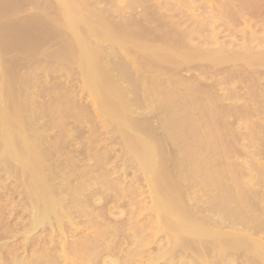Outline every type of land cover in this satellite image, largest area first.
<instances>
[{"label":"rangeland","instance_id":"obj_1","mask_svg":"<svg viewBox=\"0 0 264 264\" xmlns=\"http://www.w3.org/2000/svg\"><path fill=\"white\" fill-rule=\"evenodd\" d=\"M12 1L0 0V8L5 10L3 11L0 9V12L4 14L2 15L0 13V19H2L3 17L2 20L4 21L3 22L0 20V22H2L4 25L6 24L4 26L2 23H0V29H4V31L0 30V43L5 42V44H0V101H2L0 102V105L1 103L3 104V107L5 105V109L2 106L0 107L4 112H6L5 117L8 118L7 122H9V127L11 123V129L12 126L14 127V125L18 126L14 127L15 129H12L11 132H15V134L19 137L20 135L23 136V134L26 133V135L29 136L26 137L28 139L27 141L29 142L28 144H30L31 142L33 143V145L30 144L31 147H38H35V149L32 148V150L34 149L36 153H38L37 155L41 154V157H37V159H42L40 161L38 159V162L40 163L39 165H46L47 167L46 168L42 166L43 169L42 167H40V171H49V173L44 172L43 174V176H48L45 177V179L47 178V183L50 184V186L48 185L49 188L52 187L54 190L57 189L55 190V192H58V194L60 193L59 195L61 196L59 197V195L56 193L57 196L55 194V197H58V199H62L61 197H63L62 200H66L65 202L69 207L67 208L68 210L70 209L68 211V215L69 217H74L75 219L73 221V225L70 224L71 227H69L68 223V226H64L66 225L64 224L62 225L63 228H59L55 233V235H57V238L63 235L62 232H64L65 234L63 238L65 239V243L63 242L62 236L59 239V241L62 240V244L59 245V247L65 246L66 243H69L68 247L66 244V248L68 250H73L74 248L83 245L87 246V244L91 246V242L94 241L92 245H94V243V246L107 245L108 247H110L108 248L106 246L107 249L123 248L124 252L128 251L129 249H133L135 251H139L140 253V257L138 256L139 258L135 257V261L137 262V264H150L151 262V264H170L169 261L173 255L164 256V254L166 252L175 250V248H178L180 251L183 250L184 252L186 251V253H190L191 255H189L193 258L196 257L190 252L193 249L196 252L195 255H198L197 252H203L202 254L204 256H207V253H204L205 250L203 248L206 247L205 243L210 240L206 239L204 240V242L202 241L205 245L204 246L201 242L199 245V241L193 239V244H195L194 246L192 244L193 248L190 247V250L188 246H190L191 244L188 242L191 240V238L188 240V242L187 240L185 242V238H189V236H184V240L181 239L182 242L174 241L172 239L171 244L175 248L169 250V248L173 247L170 245L168 239L172 238L169 237V235L174 236L173 234H175L173 232L176 231V228H174V226L177 225V218H162V213L159 211L156 212L157 209L154 210V186L151 182H148L149 179L140 166V164L145 161L141 160L144 158V156L143 158H140V155H138L140 161H142L141 163L138 160L139 158L135 157V151L139 148L138 150H140L139 152L141 154L144 150V147L143 149L140 147L143 145V141L146 142L147 140L149 141H147L148 144H152V140H155L157 142V145H155V147L159 144L157 148H159V150L161 149V152L159 150L157 151L164 155L163 157L162 155L160 156V154L158 155L159 164L160 162H162L163 164V167H160V171H162V173L164 174L162 175L161 173L162 179L163 176H165L166 181L169 182V185H172V183L176 182V184L178 183L177 185L179 187L177 188V185L175 183V185L166 187L165 185L168 184L167 182H165L164 178V181H161L160 184L158 183L160 185H158V189L162 191L165 187V189L172 187L169 190H173L175 192L172 191L173 193H171V191H169V193L170 195H174L172 197L175 198V203L179 207L177 208L180 209H177L179 213L181 212V210L184 214L191 213L190 215L188 214L189 217L188 215H185L187 216V221H194V219H191V216H193L192 218H198V220L199 218H201L202 221L203 219H206V221L204 220L205 222L211 219L212 223L211 221H209L211 224L205 226H209L213 230L220 231L222 233L221 238L225 239V237L227 236L225 232H230L235 236L234 237L230 235V233H228L227 239L230 242L234 241V239L237 238V235L238 238L236 241L241 240L242 238L245 241L248 239L251 240V238H253V240L257 239V241L264 243V228L262 229L261 227L264 225H261L259 227L257 226V228L260 230H256L254 226L256 225L255 222L257 223V221L253 219L255 221L254 223H252L255 224L254 226H252L254 227V229H252L251 226L250 229H246V227H248V221L246 222V220L252 219L255 214V216L258 215L257 217L259 218V220L258 218H255L256 220H258V222L261 221V224L262 222H264V67H261L262 62H254V64L256 63L255 65L260 64V69L258 68V70H256L258 66L255 68V65H251L252 63H250L249 61H247V63L245 64V60L247 59L244 60L245 62L243 61V58H251V56L254 57L253 54H257L259 51H261L259 52L260 54L258 53L257 55H255L257 56V58H259V60L260 57L264 55V51L262 52V50H264V0H71L77 3L75 6V3L72 2V6H75L80 11L82 9L84 10V12L86 11L85 13L81 11V13L78 10V13H80L79 15L77 13V10H75L76 8L74 9L76 13H73L74 11L71 9V5L69 3L65 4V2H68V0H64L65 2L63 0H60L61 2L58 0H15L16 3L19 1L17 4L14 0ZM58 2L64 5L63 7H66L65 11L69 13L70 18L69 16L67 18L63 17L65 11L61 8L62 5L60 7L58 6ZM8 4H13L14 6H9ZM11 6H13V8H11ZM77 6H79V8ZM3 7L7 8L5 9ZM68 13L65 15L67 16ZM83 13L86 16H82ZM91 13L93 14V16H99L100 18L97 17L94 20L95 22L91 20V23L86 22L85 18H89V14L90 16H92ZM73 14H77L78 18ZM63 18H65L66 20H68V18H73V20H76V24H78V22L80 21L84 22V24H78L82 25L79 26V30L77 27L78 25H76L74 28L72 27V29L70 28L71 25L69 21L67 22L68 25H66V22H64L65 19ZM97 19L99 20V22H97L98 25H102L103 20V22L105 23L109 22L108 24H106V26H109L107 28L111 29H108L109 31L106 29L108 32L105 31L104 29L106 27L104 28L103 26L105 24L102 25V28H104L103 30L102 28L98 29V25H95ZM87 23L91 25L93 24L98 30H101L100 32H98V30H95L96 35L102 33L104 37L106 35V39L111 38L112 41H110V39L106 40L105 38H103L102 34V37L96 36L94 33L95 27L92 25L94 27V29H92L93 27L89 26ZM12 24L14 25L12 26ZM32 26H34V28ZM67 26L70 29H68ZM83 26L85 27V29ZM8 27H10V29L12 28V32L9 31ZM17 27L20 29H17ZM121 28L122 31L124 30L123 32L120 31ZM74 29L76 30L77 35H80V37H78L79 39L77 38L76 33H74ZM113 29L115 31H113ZM5 30L9 32H7L6 34ZM110 30L113 31V34H111L112 31ZM13 31L15 32V34H13ZM85 31L87 32V36ZM90 31L94 34H91ZM103 31L105 32V34L103 33ZM106 32L109 33L108 36L110 37H107ZM114 32L117 35L115 34L114 36ZM22 33H26L27 35H29L27 36L28 39L25 38L26 34L24 36H21L20 34ZM8 34H12L14 36L12 37V35L9 36ZM18 34L20 35V37ZM83 35H85V37H83ZM136 36H138L139 38ZM21 37H23L24 39ZM87 37L91 41H89ZM118 37L119 40L122 38L125 40H120V43L119 40L116 39ZM85 38L88 40L86 41ZM129 38L131 40H129ZM24 40H27V42ZM79 40L88 45H86V47L84 46V48L83 42L81 44V41ZM256 40H258L259 42H257ZM8 41L10 44L8 43ZM22 41L24 42L20 43ZM71 41L75 44L76 42L78 44L79 41V45L81 44L80 46L81 48H83V50H90L89 52H91L90 54L93 55L92 57L95 63H97L96 65H99L98 61H100V64L102 63L99 71L106 70L107 75L105 74V72H103L104 77L106 75V78L108 80L111 79L112 88L108 89H110L111 92H113L114 96L118 98L120 105L117 107L120 108L119 110L121 111L122 109H128L127 111L125 110V119L127 123H129L127 120L128 116V119L130 117L135 119L134 123L132 122L133 119L130 118L131 123H134V125H136V123L139 124L138 127L137 125L133 127V125L129 123V128L131 127L133 131H135V134L131 132L132 129L130 131V129L127 128V125L129 124L122 127L117 121H115L113 117H110L111 114L109 115V109H113L112 111H115L117 108L114 110V105V108L113 106L112 108H108L107 104L109 99H104V101H108H103L104 105L102 106L103 102H100L102 100L98 99V101L97 97H95V95L91 92L89 85L87 84V82H85L87 81V79L83 78L84 76H86V74L84 75V73L86 72V67L85 64L82 63L84 61L82 58L84 57L83 50H80V55L83 54L82 57H80L79 53H76V51L78 52V48L80 47H78L77 44V47L76 45L73 46L74 43L70 45L72 43ZM85 41L88 43H86ZM134 42L135 44L137 43L136 46L134 45ZM15 43H18L17 46ZM102 43H104L105 45H103ZM259 43L262 44L259 45ZM21 45L24 47L26 46V48L23 49L24 47H22ZM146 45L152 47H146ZM70 46H73V49L74 47H76L78 50L76 48V50H71ZM137 46H140V48H137ZM153 46L155 48L157 47V50L161 49L158 48V46L162 47L163 50L164 46H168V51L172 50L171 54H169L170 52L168 53L170 56L166 55L167 50L165 51L166 54L163 52L166 57L168 56V59L171 57V55H174V59L178 57L177 55L179 54L173 51H177V49L179 51H183L185 55L184 53H180L184 57H186V62H183L185 61V58L182 59V55H180L181 57L179 56V58H177V60L179 59L178 62L176 59L175 61H171L173 59L172 57V59L170 58L171 60H167L162 52L160 53V50L157 51L156 49H151L153 48ZM87 47L89 48V50L87 49ZM145 48H147V50H144ZM6 49L8 50L6 51ZM154 50H156V53L159 52L158 55L161 54L162 57L153 55ZM149 51H152L150 54L153 55V57L155 56L156 58H153L151 55H149ZM188 51L190 52V54H188ZM196 51H198V53ZM74 52L75 54H77V56L74 54ZM93 52L97 53V62L95 60V54ZM203 53L204 56L202 55ZM248 53L250 55L252 53V55L248 56ZM72 54L76 56V59L78 56L80 57V59H75V62L79 60L78 63L74 62L75 57H72ZM98 54L100 55L98 56ZM175 55L177 57H175ZM186 55H190L191 57L189 56L187 59ZM210 55L214 56L211 57ZM233 55H236V57L238 58L235 59V56ZM199 57H202L203 59H200ZM207 57L210 59H206ZM180 59L181 62H179ZM217 60L221 61H219L218 63ZM223 60L226 61L222 62ZM232 60L235 62H232ZM217 63L218 65H215ZM79 64H81L80 66L82 67V64H84L85 72L81 70L82 67L80 69ZM101 71L100 74L101 76H103ZM101 76H99L100 80L102 79ZM105 79H103L102 81H108ZM105 83L104 85H106L107 87L109 86L108 84H110L109 81L108 84ZM115 84L118 85L117 88L115 86L114 89ZM112 89H117L120 91L118 92L116 90L117 92H115ZM122 91H124L125 93H123ZM154 96L157 97L155 98ZM6 98L10 99L6 100ZM158 99L160 103H158ZM202 101L203 103H201V105L203 106L200 105V102ZM116 102L117 101H115V103H112L116 104ZM164 103L165 106L163 105ZM118 104L119 103H117L116 105ZM195 104H198V107ZM13 107L14 111L16 110V115H14L15 117L12 115V118L8 109L12 111L11 109H13ZM106 107L108 108L109 112L107 114L108 116H105V113H107L105 112V110L107 109ZM1 108L0 110H2ZM178 109L182 112H179ZM119 110L117 109L116 112L119 113ZM174 110L176 111L175 113H177V116L173 115ZM3 111H1L0 113H2ZM4 112L3 114H5ZM7 112H9V114ZM183 112H186V115ZM170 113L172 116H170ZM180 113L188 116L187 121H189V123H187L186 120H183L182 116L181 120H183V122H180L181 120H178V118L180 119ZM190 115L192 116L191 118ZM174 116L176 117V119ZM191 123H193L191 126L192 130L194 129L192 127L196 125L197 128L195 129H198V135L195 133L196 130L194 131L195 135L194 133H192L193 131L190 130L189 124L191 125ZM113 124H115L117 128L121 127V129L123 130H121L120 128V130L117 129L115 125L113 126ZM208 124H210L211 126ZM214 125L217 127H214ZM183 126L185 127L182 128ZM209 126L213 127L214 129L210 128ZM1 127L2 130L0 129V139L2 140V134L4 131V127L2 126V124ZM136 127L139 129H134ZM125 128L128 129L129 133H131V136H128L129 133L127 134V129ZM219 130H222L223 133ZM122 131L124 134L122 133ZM151 132L153 133L151 134ZM211 132L213 133V135L219 133L216 136L217 140ZM139 134H141V136ZM153 134L155 135L154 137L152 136ZM196 135H200V137H198L200 140L196 139ZM218 136H220L221 138H218ZM128 137L132 138L129 139ZM190 137H195L196 140L194 138H191L193 139L191 140ZM134 138H137L138 140H135ZM209 138H211L213 141H210L211 139ZM223 138L225 140H223ZM30 139H33V142ZM141 139L147 140L142 141ZM183 139L187 140V142ZM133 140L137 142V144H135ZM139 140L142 142L140 143V146L136 148V146L139 145ZM201 140H203L206 145L202 144L204 142L201 143ZM218 140L222 142V144L220 143V149ZM127 141H133L134 146L136 145V149H132V144H130L131 146L129 148V145H127ZM197 141H200V143ZM156 142L154 143L153 141V144H156ZM188 142L190 145L187 144ZM192 143L194 146H191ZM197 144L198 146H202H200L201 149L197 146ZM3 145V142H0V151L5 148ZM19 145L23 146L21 145V143H18L17 146ZM189 146H191L190 151ZM129 149L132 150L130 151ZM3 151L5 152V154L2 153L3 155H7L6 153H9V151ZM132 151L135 154L132 153ZM219 152L222 154V157H220L221 154ZM143 153L141 154V156L145 155ZM215 153H217L218 157H215ZM223 157L225 159H223ZM0 159L1 163L3 160L1 156ZM215 159H217L219 163L217 162V160L215 161ZM219 159L221 161H219ZM4 161L2 163H4ZM14 161L16 160H13L12 163L11 161H5V163L8 164L2 166V168L0 169V217H27L25 218V220H28L29 217H32L33 214V209L29 204H27L28 202H30L32 196L29 197L30 193L27 195L26 191L28 188H24V183H29L27 177L30 178V176L26 177V175L28 174L22 176V172L19 173V175H16L18 172L14 174L15 171L20 170V166L22 165V162L19 161V163L21 162L19 168L17 166L19 165V163H17L18 161ZM188 161L190 162V165ZM209 162L213 167H209ZM224 162L226 163V165ZM220 163L221 165H219ZM223 163L224 166L222 165ZM162 164H160L159 166H162ZM185 164L187 165L185 166ZM193 164L196 165V169H198V166L201 168L203 166V170L205 171L206 169V175H204V173L200 178L196 177L200 176L199 173L201 174V172L204 171L198 169L199 171L195 170L197 172L195 173V166ZM216 164L217 166H215ZM218 165L221 167V169L222 167L225 170L227 169L230 174H225V171L222 178V173L220 175L218 173L221 169H216ZM204 166L214 168L213 170L215 172L212 171L214 174H212V172L209 174L211 170L207 171L208 167L205 168ZM14 167H18V169L16 168V170L14 169ZM188 169H190L189 171L191 173L194 171V174L188 172ZM166 170H168V172ZM182 172H184V174L186 173V176L183 177L184 179L182 178V176L184 175H182ZM222 172H224V170ZM168 173H171V175ZM179 174L182 176L179 177ZM187 174H191L189 175L190 177ZM211 174L214 175V177L218 176V180H216L220 184H217V186L220 185V187L213 186L216 188H212L202 183L203 181H200L206 178H210L211 176L209 175ZM237 174L239 176V180H237ZM227 175L229 177H227ZM192 176L196 179L198 178L199 180L193 179ZM225 176L226 178H224ZM172 177L175 179V181H173L174 179ZM214 177L212 176L213 179H215ZM240 178L242 180L241 182H243L241 185L243 188L240 187L242 188L241 190L240 188L237 189V187L240 186ZM24 179H27V182H25ZM51 179L52 181H49ZM233 179L237 183L232 181ZM22 180L24 181V183ZM198 181H200L201 186H199L200 183ZM51 182L53 183L51 184ZM162 182H165L166 184ZM222 182L223 184L226 183V185H223L224 188H226V186L230 184L234 186H231L232 189H230L231 187H228V189H230V195L226 196L230 198L232 195L231 191L235 190V199H239L237 202H239L240 204L237 205H239L238 207L240 208L242 207V210L240 209V211H242V214L244 211L245 214L243 215L247 216V219L244 216V218L246 219L245 221L243 220L244 222L239 220V223L238 221L239 225H236L235 223H237V221H234L238 219H233L235 223H233V221L231 220L229 221V218H226L227 221L226 219H223V222L220 221L222 219H220L221 216L225 218V215L223 216V211H221V209L219 208L222 207V204H224V208L222 207L223 210H227V213L224 212L225 214H232V210H234L235 213L236 211L237 213L239 212V215L241 214L240 211H238L239 208H235V206L237 207V205L236 201L232 200L234 198L230 199L233 201L232 202L228 197H226L228 198V200L226 201V198L224 197L225 195L222 196V199L224 197L225 202H223L221 205L220 203L222 202V200L221 202L219 201V203L218 200H216L217 198L214 199V194L212 193L213 189L215 190L220 188V192L216 190L220 193V196L222 195L221 193H223L224 188L222 190ZM53 184L56 186H54ZM202 184H204V186H206V188H208L210 191L208 189L207 191ZM176 188L177 190H174ZM228 189L227 191L225 189V191L229 193ZM244 189H246V192L244 191ZM239 191L240 193L242 191L241 196L245 193L247 194V192L249 194L251 193L250 195H247L251 197L252 201H248H251L252 203H254V200H259L258 204H254L256 207L253 206L256 209H254L253 207H251L252 209L250 210L248 209V207L250 208V206L253 205L252 203H249L250 205H248L247 203L248 206H245L244 202L247 201H244V199H248V197L245 196V198H243V196L242 201L240 198L241 196L239 197ZM251 191L253 192V194ZM27 192H29V190ZM214 193L216 196L215 191ZM220 196L217 193L216 197ZM214 200H216L220 205L218 206L216 203V205L218 206V210L220 209V211L222 212L221 215H219L220 213L218 212V210L216 211L217 207L215 208L214 204V202L216 201ZM229 201L232 203V206L235 203V206H233L234 209L232 208V206H230L231 203H229ZM261 201L263 202V204ZM225 203L226 205L229 204L232 210L225 208L228 207L225 205ZM29 210L32 212V214ZM251 210H255L254 212L256 213L252 212ZM157 213L161 214L159 215ZM70 214L72 216H70ZM241 215L240 217L242 218ZM250 215L253 216L251 217ZM230 217H232V215H230ZM161 218L165 220H162ZM5 221L6 223H8L10 220ZM163 221H166L168 223L166 224L167 226L171 222V229L175 230L172 232V230H170V228L168 227L170 231H167V226L165 227V225H162L166 223H163ZM225 221L227 223L231 222L233 225L231 224V226L230 224L225 223ZM241 222H243V224L246 222V227H242ZM172 223H176V225L172 226ZM250 223L251 222H249L248 225ZM234 224L237 226V228H235L236 226ZM241 228L244 232L241 230ZM47 229V226L41 227L38 238L33 239L35 241L32 240L30 244L27 245L26 250L28 251L23 248L24 250L22 249L20 253L23 256H28L31 254H28V252L30 250L32 251V249L34 248H38L39 245L44 246L47 243L49 245L51 242V238L49 236L50 233L46 231ZM164 229L166 233L164 232ZM222 229H224L225 232H223L224 230ZM18 233L20 234V237ZM18 233H14V235L17 234L15 235L17 238H12L11 242H17L18 244V240L21 239L22 241L24 239L21 235L22 231H18ZM244 236L246 239L244 238ZM55 241L58 240L55 239ZM172 241H174L175 243H172ZM237 243L238 242H235L234 244V242H232L231 244L235 246ZM55 244H57V242H55ZM174 244H176V246H174ZM187 244L188 246H186ZM48 245L47 247L51 246ZM19 246L24 245L20 244ZM185 246L190 250L189 252L185 248ZM200 246L202 248H200ZM182 248H184L185 250ZM237 248L238 245H236L235 248L225 247L224 250L227 251L228 249H230L229 255L233 256L231 259H234L233 263L246 264V259L249 260V258L241 255L243 253L242 249ZM200 249H202V251ZM175 251H173L172 254H174ZM142 255H144V257ZM229 255L227 253L228 257ZM212 256L215 257L216 255H210V257L207 256L208 260L210 262L216 261L218 257H215V259ZM227 256L224 257L227 258ZM200 257L196 258L200 259ZM178 258L176 260V264L181 263V261H179L180 259ZM209 258H211V260H214L211 261ZM223 260L224 259L222 258V262H224L223 264H228V262H231L230 257L227 258V260ZM196 261L199 262L201 261V259ZM250 261L254 263V260L250 259ZM251 262H248L247 264H251ZM192 264H194V262Z\"/></svg>","mask_w":264,"mask_h":264},{"label":"bare ground","instance_id":"obj_2","mask_svg":"<svg viewBox=\"0 0 264 264\" xmlns=\"http://www.w3.org/2000/svg\"><path fill=\"white\" fill-rule=\"evenodd\" d=\"M12 1V0H11ZM15 1V0H14ZM58 1H60V0H58ZM64 1V0H63ZM71 0H68V2H65V4L66 3H69L70 5H71V9L74 11V9L76 8L75 6H76V4L77 3H75V2H73V1H71ZM13 2V1H12ZM19 2V1H18ZM17 2V3H18ZM61 2V1H60ZM60 2H58V6L60 7L62 4L60 3ZM72 2L73 3H75L74 5L75 6H72ZM5 3V2H4ZM9 3H11V2H9ZM15 3H16V1H15ZM16 3V4H17ZM24 3V2H23ZM22 3V4H23ZM60 3V4H59ZM21 4V3H20ZM19 4V5H20ZM5 5H6V3H5ZM9 5V4H8ZM10 5H13V4H10ZM9 5V6H10ZM69 5V6H70ZM7 6V5H6ZM14 6V5H13ZM13 6H11V8H13ZM15 6H17V5H15ZM23 6V5H22ZM64 5H62V9L65 11V8L66 7H63ZM68 6V5H67ZM80 6H81V4H80ZM84 6V5H83ZM8 7V6H7ZM6 7V8H7ZM20 7V6H19ZM72 7H74V8H72ZM78 8H79V6H77ZM3 8H5V7H3ZM5 8V9H6ZM21 8V7H20ZM70 8V7H69ZM83 8V7H82ZM82 8H80V9H82ZM1 9V8H0ZM14 9H16V8H14ZM13 9V10H14ZM67 9H68V7H67ZM1 10H3V9H1ZM11 10V9H10ZM75 10H77V13H78V10L79 9H75ZM85 10H86V8H85ZM3 11H5V10H3ZM69 11V10H68ZM72 11V12H73ZM82 12H84V10L82 9L81 10ZM80 10H79V12H81ZM6 12H7V10H6ZM81 12V13H82ZM86 12V11H85ZM84 12V13H85ZM1 13V12H0ZM65 14H67L68 12H64ZM73 13H76V11H74ZM84 13H83V15L82 16H86V15H84ZM2 15H4L3 13H1ZM64 14V16L63 17H65V18H67L68 16H69V18H70V15H69V13H68V15L66 16ZM80 13H78V15H79ZM99 14V13H98ZM74 15V14H73ZM91 15L93 16V14L91 13ZM6 16V15H5ZM74 16H76L77 17V14L76 15H74ZM90 16V14H89V18H91V19H89L88 17H84L85 18V20H86V22H89V23H91L90 22V20L91 21H94L97 17H99V16ZM65 18H63V19H65ZM68 18V20H66L65 19V21L64 22H66V25H68V21H69V23H70V25H71V27L70 28H74L76 25H78L79 23H82V24H84V22H82V21H80V20H78V21H80V22H78V24H76L77 22H76V20L74 19L73 20V18L72 19H69ZM78 18V17H77ZM87 18H88V21H87ZM92 18H94V19H92ZM100 18V17H99ZM2 19H3V17H2ZM2 19H0L1 21H3ZM101 19H103V18H101ZM100 19V20H101ZM10 21H12V20H10ZM17 21V20H16ZM29 21V20H28ZM33 21V20H32ZM31 21V22H32ZM36 21H38V20H36ZM104 21V20H103ZM102 21V23L103 24H105V25H103L104 26V28H102V25L100 24V25H98L97 24V22H99V20L97 19L96 20V23H95V25L97 26V28L98 29H100V28H102V30L104 29L105 31H107L108 29H111V28H107V27H109V26H106V24H108V23H105V22H103ZM4 22V21H3ZM15 22V21H14ZM13 22V23H14ZM95 22V21H94ZM0 23H2V22H0ZM9 23H12V22H9ZM101 23V22H100ZM3 24V23H2ZM16 24V23H15ZM33 24V23H32ZM88 24V23H87ZM4 25V24H3ZM6 25V24H5ZM4 25V26H5ZM9 25V24H8ZM7 25V26H8ZM11 25V24H10ZM14 24H12V26H13ZM27 25V24H26ZM81 25V24H80ZM80 25H78L77 27H78V30H79V26ZM89 26H92L91 24H88ZM95 25H93L94 27H95V29H94V27L92 28V29H94V33H95V35H96V32H95V30L97 31L98 29L96 28V26ZM6 26V27H7ZM19 26V25H18ZM34 26H36V25H34ZM34 26H32L33 28H34ZM65 26V25H64ZM82 26V25H81ZM101 26V27H100ZM1 27V26H0ZM15 27V26H14ZM31 27V26H30ZM68 27V26H67ZM84 27V26H83ZM113 27V26H112ZM5 28V27H4ZM9 28V31H11V29H10V27H8ZM21 28H23V27H21ZM37 28V27H36ZM49 28V27H48ZM51 28V27H50ZM69 27H68V29H70ZM72 28V29H73ZM91 28V27H90ZM90 28H89V30H90ZM6 29V28H5ZM17 29H20V28H18L17 27ZM26 29H27V27H26ZM67 29V30H68ZM77 29V28H76ZM84 29H85V27H84ZM107 29V30H106ZM115 29V28H114ZM113 29V31H115ZM1 31L3 30L4 31V29H0ZM36 30V29H35ZM75 30V29H74ZM80 30H82V29H80ZM9 31H6L5 30V33L7 34V32H9ZM24 31V30H23ZM22 31V32H23ZM29 31V30H28ZM37 31V30H36ZM38 31H40V30H38ZM84 31V30H83ZM88 31V30H87ZM91 31H93V30H91ZM91 31H90V33H91ZM101 30H98V32H100ZM109 31V30H108ZM107 31V32H108ZM110 31H112V30H110ZM113 31H112V33L111 34H113ZM120 31H122V28L120 29ZM124 31V30H123ZM122 31V32H123ZM139 31V30H138ZM12 32V31H11ZM19 32V31H18ZM30 32V31H29ZM71 32V31H70ZM80 32V31H79ZM106 32V33H107ZM133 32V31H132ZM136 32H137V30H136ZM2 33V32H1ZM27 33V32H26ZM25 33V34H26ZM31 33V32H30ZM37 33V32H36ZM74 33H76V35H77V32H76V30H75V32ZM81 33H83V32H81ZM85 33H86V36H87V32L85 31ZM93 33V32H92ZM91 33V34H92ZM93 33V34H94ZM103 33L105 34V32L103 31ZM121 33V32H120ZM128 33V32H127ZM13 34H15V32L13 31ZM25 34H20L21 36L23 35H25ZM29 34V33H28ZM33 34V33H32ZM72 34V33H71ZM98 34V33H97ZM101 34L102 33H99L98 35H96V36H99V37H102L103 36V34H102V36H101ZM108 34L109 33H107V37H110V36H108ZM110 34V35H111ZM115 32H114V36H115ZM119 34V33H118ZM126 34V33H125ZM129 34V33H128ZM138 34V33H137ZM9 35V34H8ZM10 35H12V34H10ZM9 35V36H10ZM19 35V34H18ZM20 35H19V37H20ZM35 35V34H34ZM38 35V34H37ZM89 35V34H88ZM117 35V34H116ZM127 35V34H126ZM142 35V34H141ZM7 36V35H6ZM14 35H12V37H13ZM16 36V35H15ZM27 36H29V35H27L26 34V37L25 38H27ZM94 36V35H93ZM132 36V35H131ZM4 37V36H3ZM18 37V38H19ZM32 37V36H31ZM38 37V36H37ZM75 37V36H74ZM78 37H80V35L78 34L77 35V38ZM83 37H85V35H83ZM105 37H106V35H105ZM104 36H103V38H105ZM119 37H120V35H119ZM119 37L118 38H116V39H118L119 40ZM136 37H138V36H136ZM141 37V36H140ZM21 38H23V37H21ZM20 38V39H21ZM35 38V37H34ZM81 38H82V36H81ZM88 38V37H87ZM112 38H114V37H112ZM139 38V37H138ZM142 38H143V36H142ZM254 38H256V37H254ZM4 39V38H3ZM19 39V40H20ZM24 39V38H23ZM28 39V38H27ZM30 39V38H29ZM31 39H33V38H31ZM38 39V38H37ZM79 39V38H78ZM84 39V38H83ZM86 39V38H85ZM89 39V38H88ZM88 39H86V41L88 40ZM93 39V38H92ZM106 39V38H105ZM108 39H110V41H112V39L111 38H108ZM108 39H106V40H108ZM115 39V40H116ZM258 39V38H257ZM260 39H262V38H260ZM0 40H1V38H0ZM13 40V39H12ZM14 40H15V38H14ZM22 40V39H21ZM35 40V39H34ZM73 40V39H72ZM120 40H125V39H120ZM120 40H119V42H120ZM127 40V39H126ZM129 40H131L130 38H129ZM133 40V39H132ZM142 40V39H141ZM168 40V39H167ZM24 41H26L27 42V40H24ZM24 41H22V42H20V43H23ZM29 41H31V40H29ZM79 41H81V40H79ZM78 41V44H77V42H76V44L78 45V47H80V48H76L77 47V45L74 43V42H72L70 45H72L73 43V46H75L76 45V47H74V49H73V46H70L71 48V50H78V52L76 51V53L78 54L79 53V55L81 54L80 53V50L82 51L83 50V48H81V44H82V42L83 41H81V44L79 45V42ZM85 41V42H86ZM89 41H91L90 39H89ZM257 42H259L258 40H256ZM32 42H34V41H32ZM31 42V43H32ZM115 42V41H114ZM118 42V43H119ZM129 42V41H128ZM128 42H126V43H128ZM146 42V41H145ZM162 42H164V41H162ZM161 42V43H162ZM165 42H168V41H165ZM170 42V41H169ZM256 42V43H257ZM262 42V41H261ZM2 43V42H1ZM0 43V44H1ZM8 43H9V41H8ZM12 43V42H11ZM14 43V42H13ZM19 43V44H20ZM86 43H88V42H86ZM121 43V42H120ZM125 43V44H126ZM133 43V42H132ZM253 43H254V41H253ZM2 44H5V42L4 43H2ZM10 44V43H9ZM16 44V46H17V44L18 43H15ZM15 44H13V45H15ZM103 45H105L104 43H102ZM107 44V43H106ZM116 44H117V41H116ZM262 44V43H261ZM260 43H259V45H261ZM23 45V44H22ZM21 45V46H22ZM29 45H30V43H29ZM86 45H88V44H85L84 42H83V47L85 46L86 47ZM99 45H101V44H99ZM122 45V44H121ZM134 45L136 46L137 45V43L135 44V42H134ZM141 45V44H140ZM145 45V44H144ZM151 45H153V44H151ZM159 45V44H158ZM166 45V44H165ZM170 45V44H169ZM5 46H8V45H5ZM28 46V45H27ZM157 46V45H156ZM1 47V46H0ZM3 47H4V45H3ZM12 47V46H11ZM22 47H24V46H22ZM84 47V48H85ZM111 47H112V45H111ZM140 48V46H137V48ZM143 47V46H142ZM146 47H152V46H147L146 45ZM166 47V48H165ZM181 47V46H180ZM18 48V47H17ZM17 48H14V49H17ZM26 48V46L23 48V49H25ZM29 48V47H28ZM76 48V49H75ZM116 48V47H115ZM133 48V47H132ZM157 48V47H156ZM154 46H153V48H151V49H156ZM158 48H161L162 49V47H160V46H158ZM164 48V50L162 51L161 49H156L157 51H159L160 50V53L162 52V54H163V52L166 54V50H167V54L166 55H169V54H171L172 53V50L171 51H168L169 49H168V46H164L163 47ZM177 48V47H176ZM175 48V49H176ZM1 49V48H0ZM3 49V48H2ZM10 49H12V48H10ZM87 49L89 50V48L87 47ZM150 49V50H151ZM173 49V48H172ZM184 49H185V47H184ZM218 49V48H217ZM4 50V49H3ZM2 50V51H3ZM8 49H6V51H7ZM141 50V49H140ZM144 50H147V48H145ZM149 50V49H148ZM156 50H154L153 51V55H157V57H162V55L160 54V55H158V53H156L155 51ZM189 50V49H188ZM219 50H221V49H219ZM218 50V51H219ZM247 50H249V49H247ZM253 50V49H252ZM1 51V50H0ZM90 51V50H89ZM89 51H87L86 49H84L83 50V56L84 57H82V55H80V57H82L83 58V62L82 63H84L85 64V67H86V72H85V67H84V64H82L83 65V67L82 66H80L81 64H79V67H80V69H81V67H82V69L81 70H83L85 73H84V75L86 74V76H84L83 78H86L87 79V81H85V82H87V84L89 85V88H90V90H91V92L95 95V97H97V100L99 99V100H102V101H100V102H103L104 101V99L106 100V99H109V101H108V108H112V106L114 105L115 106V108H114V106H113V108H114V110L117 108L118 110L120 109V108H118L117 106H119L120 105V102L118 101V98H116L115 96H114V94H113V92H111V90L110 89H108V88H112V83H111V79H107L106 78V70L104 71H101L102 72V75L104 74L103 72H105V77H104V75L103 76H101V74H100V71H99V68H100V66H101V64H100V61H98V59H97V57H96V52H93L94 54H95V60H96V62L98 61L99 63V65H96L97 63H95V61L93 60V55H91L90 53L91 52H89ZM93 51V50H92ZM139 51V50H138ZM193 51H195V50H193ZM192 51V52H193ZM227 51V50H226ZM264 50H262V52H263ZM140 52V51H139ZM152 52V51H151ZM150 51H149V55H151L150 53H151ZM154 52H155V54H154ZM170 52V53H169ZM173 52H177L179 55H175V57H177V58H179V56L180 55H182L181 53H184L183 51H179L178 49H177V51H173ZM181 52V53H180ZM189 52V51H188ZM197 53H198V51H196ZM217 52V51H216ZM220 52H222V51H220ZM246 52V51H245ZM258 52V51H257ZM259 52H261V51H259ZM258 52V53H259ZM73 53V52H72ZM169 53V54H168ZM176 53V54H177ZM187 53V52H186ZM250 53V52H249ZM248 53V54H249ZM257 53V54H258ZM74 54H75V52H74ZM77 54H75L76 56H77ZM188 54H190V52L188 53ZM192 54H194V53H192ZM201 54V53H200ZM207 54V53H206ZM222 54V53H221ZM227 54V53H226ZM256 53L255 54H253L254 55V57H252L251 55H252V53H251V55L249 54L248 56H251V58L250 57H248V56H245V57H248V58H243V61L245 60V59H247V60H245L244 62H245V64L247 63V61H249L250 63H252L251 65H253L254 64V62H262V64H261V67L263 68L264 67V55L262 56V57H260V60H259V58H257V56H255V55H257ZM260 54V53H259ZM75 55H73L72 54V57H75L74 58V62H75V59H76V56ZM100 54H98V56H99ZM102 55V54H101ZM153 55H151L152 57H153ZM164 55V54H163ZM184 55H185V53H184ZM203 56H204V53L202 54ZM245 55H246V53H245ZM103 56V55H102ZM101 56V57H102ZM165 56V55H164ZM170 56V55H169ZM173 56L174 55H171V57L173 58ZM183 56V55H182ZM187 56V59H188V57L190 56H188V55H186ZM193 56V55H192ZM197 56V55H196ZM199 56V55H198ZM201 56V55H200ZM206 56V55H205ZM211 56V55H210ZM214 55H212L211 57H213ZM221 56V55H220ZM227 56V55H226ZM231 56V55H230ZM233 56H235V59L236 58H238V57H236V55H233ZM261 56V55H260ZM71 57V56H70ZM69 57V58H70ZM80 57L78 56L77 57V59L79 58L80 59ZM155 57V56H154ZM153 57V58H154ZM166 57V56H165ZM168 57V56H167ZM166 57V59L167 60H169L168 58ZM181 57V56H180ZM191 57V56H190ZM229 57V56H228ZM241 57V56H240ZM239 57V58H240ZM257 59H256V58ZM258 57H259V55H258ZM100 58V57H99ZM156 58V57H155ZM171 58V59H172ZM177 58H175L176 60H177ZM182 59H184L185 61H183V62H186V57H181ZM196 58V57H195ZM200 59L202 58V57H199ZM221 58V57H220ZM71 59H73V58H71ZM76 59V60H77ZM101 59V58H100ZM160 59V58H159ZM170 59V60H171ZM174 59V58H173ZM171 60V61H175V59L174 60ZM190 59V58H189ZM194 59V58H193ZM203 59V58H202ZM206 59H210V58H206ZM256 59V60H255ZM262 59H263V61H262ZM161 60H162V58H161ZM179 60V59H178ZM178 60H177V62H178ZM160 61V60H159ZM218 61V63H219V61H221V60H217ZM226 61V60H225ZM224 60L222 61V62H225ZM242 61V60H241ZM79 62V60L78 61H76L75 63H78ZM80 62H81V60H80ZM179 62H181V59H180V61ZM216 62V61H215ZM221 62V63H222ZM232 62H235V61H233L232 60ZM243 62V63H244ZM218 63L217 64H215V65H218ZM249 63V64H250ZM256 64V63H255ZM254 64V65H255ZM258 64V63H257ZM240 65V64H239ZM238 65V66H239ZM248 65V64H247ZM250 65V66H251ZM97 66V67H96ZM99 66V67H98ZM243 66V65H242ZM249 66V65H248ZM258 66V67H257ZM260 64H258V65H255V68L257 67V69L256 70H258V68L260 69ZM254 67V66H253ZM102 68V67H101ZM249 68H251V67H249ZM264 69V68H263ZM253 70H254V68H253ZM99 71V72H98ZM251 71V70H250ZM262 71V70H261ZM255 72V71H254ZM251 73V72H250ZM259 73V72H258ZM98 74H100V75H98ZM256 74H257V72H256ZM261 74V73H260ZM262 75V74H261ZM99 76H101V80H100V77ZM264 76V75H263ZM106 78V79H105ZM263 78V77H262ZM103 79H105V80H108L109 81V83L110 84H108V81H105V82H107V83H105V82H103L102 80ZM85 80V79H84ZM260 80V79H259ZM115 81V80H114ZM103 82V83H102ZM104 83L105 84H108L109 86H111V87H107L106 85H104ZM263 83V82H262ZM86 84V85H87ZM118 85V84H117ZM117 85L115 84L114 85V89H115V86H116V88H117ZM165 85V84H164ZM262 85V84H261ZM167 86V85H166ZM114 89H112L113 91H115V92H119L120 90H114ZM170 90V89H169ZM171 91V90H170ZM123 93H125L124 91H122ZM152 92V91H151ZM150 92V93H151ZM154 92V91H153ZM16 93H18V92H16ZM15 93V94H16ZM91 93V94H92ZM154 94V93H153ZM118 95H119V93H118ZM3 97V96H2ZM155 97V96H154ZM157 97V96H156ZM155 97V98H156ZM159 97V96H158ZM187 98V97H186ZM10 99V98H9ZM8 98H6V100H9ZM98 100V101H99ZM112 100V101H111ZM12 101V100H11ZM107 101H104V102H107ZM111 101V102H110ZM115 101H117L116 102V104L117 103H119L118 105H116V104H113L112 102H114L115 103ZM158 101H159V99H158ZM196 101V100H195ZM0 102H2V101H0ZM10 102V101H9ZM104 102H103V104H102V106L104 105ZM124 102V101H123ZM126 102V101H125ZM4 103V102H3ZM11 103V102H10ZM112 103V104H111ZM158 103H160V101L158 102ZM195 103V102H194ZM198 103H199V101H198ZM201 103H203V101L202 102H200V105H201ZM106 104V103H105ZM125 104H127V103H125ZM124 104V105H125ZM3 104L1 103V105L0 106H2ZM8 105H9V103H8ZM11 105V104H10ZM164 106H165V103L163 104ZM195 105H197V107H198V104H195ZM205 105V104H204ZM208 105V104H207ZM13 106V105H12ZM110 106V107H109ZM201 106H203V105H201ZM3 107V106H2ZM4 107H5V105H4ZM3 107V108H4ZM128 107V106H127ZM175 107V106H174ZM191 107V106H190ZM208 107V106H207ZM1 108V107H0ZM9 108V107H8ZM107 108V107H106ZM105 108V109H106ZM108 108L105 110V112H107V113H105V116L109 113V115L111 114V116L110 117H113L114 119H115V121H117L118 123H119V125H121L122 127L123 126H126L127 124H129V123H131L130 122V118H132V117H130L129 119H128V116H127V120H128V122L129 123H127V121H126V119H125V110H123L122 109V111L121 110H119V113L118 112H116V110L115 111H112V110H110L109 109V112H108ZM164 108V107H163ZM166 108V107H165ZM177 108V107H176ZM2 109V108H1ZM5 109V108H4ZM167 109V108H166ZM173 109V108H172ZM9 110V112H10V115L12 116H14V115H16V110L14 111V107H13V109H11L12 111H14L15 112V114H14V112H12V111H10V109H8ZM128 110V109H127ZM126 110V111H127ZM176 110V109H175ZM173 111L174 113H173V115H176L177 116V113H175L176 111ZM1 111H3V109L2 110H0V112ZM178 111H179V109H178ZM184 111V110H183ZM4 112V111H3ZM3 112L2 113H0V129L2 128L1 127V124H2V126L4 127L3 128V134H2V140L0 141L1 143L3 142V146L5 147L4 149H2V151H0L1 153H0V156H1V158L3 159L2 160V162L5 160V161H7V162H10L11 161V163L13 162V160H16V161H14V162H17V163H19V161H21L20 163L22 164H20L19 163V165H17L16 163V165L19 167L20 165V170H17L18 169V167H14V169H16L17 171H15L14 172V174H16V172H18L16 175H19V173H21L22 172V176L23 175H26V174H28V175H26V177L27 176H30V178L29 177H27V179L29 180V183H27V184H25L24 183V181L25 182H27V179H24V181H23V183H24V188L26 187V188H28L27 189V191L29 190V192H27L26 191V193H27V195L29 194L30 196L29 197H31V200L30 199H28V200H30V202H28L27 204H29L30 206H31V208L33 209V214H32V212L30 211V213L32 214V217H29V219L27 220H25V218H27V217H10V218H6V217H0V264H137V262L135 261L136 260V258L135 257H140V253H139V251H135V250H133V249H129L128 251H126V252H124V249L123 248H117V249H113V248H111V249H107V247L105 246V245H102V246H94L95 245V243H94V245H92L93 244V242L94 241H92L90 244H91V246H89V244H87V246L86 245H83V246H80V247H77V248H74L73 250L72 249H70V246H69V249L70 250H68L67 248H66V244H65V246H62V247H59V245H61L62 244V240L61 241H59V239L62 237V239L64 238V232H62V236H60V234H59V238H57L56 236L57 235H55V233L58 231V229L59 228H63V226L62 225H64V224H66V225H64V226H68L67 225V223L69 224V227H71V225L70 224H72L73 225V221L75 220L74 219V217L72 218V217H69V210H68V205H67V203L65 202V201H63L62 199H63V197H61L62 199H58V197L56 198L55 197V194L57 193L58 194V192H55V190H57V189H53L52 187H50L49 188V186H50V184H48L47 182H48V180H46L45 179V177H48V176H43V174H44V172L46 173V172H48L49 173V171H40V167H46V165H39L40 163L38 162V159H37V157H41L40 155L41 154H39V155H37L38 153H36V151L34 150L35 149V147L36 146H34V147H31L30 146V144H32L33 145V143H31L30 142V144H28L29 142L27 141L28 139L26 138V137H29L28 135H26V133H24L23 134V136H21L20 135V137L19 136H17L16 134H15V132H11V130L12 129H15L14 127H16L15 125H14V127L12 126V129L10 128L11 127V125H12V123H11V121H10V127H9V122H7V119L8 118H6L5 116H6V112H4L5 114H3ZM9 112H7L8 114H9ZM12 112V113H11ZM167 112V111H166ZM171 112V111H170ZM179 112H182V111H179ZM178 112V113H179ZM123 113H124V115H123ZM184 113V112H183ZM186 113V112H185ZM184 113V114H185ZM187 113H189V112H187ZM190 113H191V111H190ZM7 114V115H8ZM167 114H169V113H167ZM182 113H180V119L178 118V120H181V116H182V119L183 120H186V122L187 123H189V121H187V119H188V116H185L184 114H182ZM218 114H219V112H218ZM184 115V116H183ZM188 115V114H187ZM217 115V114H216ZM13 116H12V118H13ZM108 116V115H107ZM170 116H172L171 115V113H170ZM170 116H168V117H170ZM15 117V116H14ZM175 117V116H174ZM179 117V116H178ZM187 117V118H186ZM192 116L190 115V118H191ZM185 118V119H184ZM110 119V118H109ZM133 119V118H132ZM174 119V118H173ZM175 119H176V117H175ZM217 119V118H216ZM216 119H215V121H216ZM10 120V119H9ZM134 120L135 119H133V121L132 122H134ZM183 120H181L180 122H183ZM209 120V119H208ZM111 122V121H110ZM179 122V123H180ZM185 122V123H186ZM209 122V121H208ZM112 123V122H111ZM114 123V122H113ZM135 123V122H134ZM134 123H131V125H133V127H135L136 125H137V127H138V125L139 124H137L136 123V125H134ZM194 123V122H193ZM193 123H191V125L189 124V126H190V130H192L191 129V126H192V124ZM211 123V122H210ZM215 123V122H214ZM8 124V125H7ZM184 124V123H183ZM216 124V123H215ZM115 124H113V126H114ZM188 125V124H187ZM208 125H210V124H208ZM211 125H212V123H211ZM210 125V126H211ZM128 127L127 128H129V126H130V124L129 125H127ZM179 126H181V125H179ZM209 126V127H210ZM213 126V125H212ZM18 127V126H17ZM115 127L117 128V126L115 125ZM134 128V129H136V130H138L139 128ZM185 126H183L182 128H184ZM187 127V126H186ZM208 127V128H209ZM214 127H217V126H215L214 125ZM121 129V127H118L117 129ZM127 128H125V129H127ZM145 128V127H144ZM192 128H194L192 131V133H194V131H195V133L197 134V130L198 129H195V128H197L196 127V125H194ZM210 128H213V127H210ZM219 128V127H218ZM23 129V128H22ZM119 129V130H120ZM124 129V130H125ZM130 129V131H131V127L129 128ZM188 129V128H187ZM214 129V128H213ZM2 130V129H1ZM118 130V131H119ZM121 130H123V129H121ZM141 130V129H140ZM20 131H21V128H20ZM19 131V132H20ZM24 131V130H23ZM211 131H213V130H211ZM216 131V130H215ZM219 131H221L222 132V130H219ZM1 132V131H0ZM18 132V131H17ZM26 132V131H25ZM125 132V131H124ZM126 132H127V134L129 133V131H128V129L126 130ZM131 132H135V131H133V129H132V131ZM146 132V131H145ZM190 132V131H189ZM217 132V131H216ZM120 133H121V131H120ZM122 133H123V131H122ZM144 133V132H143ZM148 133V132H147ZM153 132H151V134H152ZM195 133H194V135H195ZM212 133V132H211ZM223 133V132H222ZM124 134V133H123ZM126 134V133H125ZM135 134V133H134ZM138 134V133H137ZM142 134V133H141ZM141 134H139L140 136H141ZM191 134V133H190ZM200 134V133H199ZM219 134V133H218ZM218 134H215V135H213V133H212V135L213 136H217ZM133 135V134H132ZM139 135H138V137H139ZM144 135V134H143ZM149 135V134H148ZM184 135V134H183ZM198 135V134H197ZM195 136V137H197L196 139L198 140L199 138L198 137H200V135L199 136ZM222 135V134H221ZM127 136V135H126ZM128 136H131V133H129L128 134ZM145 136V135H144ZM150 136V135H149ZM153 137L155 136L154 134L152 135ZM180 136V135H179ZM178 136V137H179ZM182 136V135H181ZM225 136V135H224ZM133 137V136H132ZM132 137H130V138H132ZM136 137V136H135ZM146 137V136H145ZM177 137V138H178ZM184 137V136H183ZM195 137H190V139L191 138H194L195 139ZM220 136H218V138H219ZM226 137V136H225ZM224 137V138H225ZM129 138V137H128ZM129 138V139H130ZM140 138H142V137H140ZM148 138V137H147ZM152 138V137H151ZM221 138V137H220ZM223 138V140H225ZM135 140H138L137 138H134ZM148 139H150V138H148ZM153 139V138H152ZM181 139V138H180ZM188 139V138H187ZM189 139V140H190ZM195 139V140H196ZM209 139H211V138H209ZM215 139V138H214ZM31 140V139H30ZM132 140V139H131ZM142 140V139H141ZM143 140H147V139H143ZM142 140V141H143ZM151 140V139H150ZM157 140V139H156ZM183 140H185V139H183ZM191 140H193V139H191ZM190 140V141H191ZM200 140V139H199ZM216 140H217V137H216ZM215 140V141H216ZM220 140V139H219ZM218 140V141H219ZM32 142H33V139L31 140ZM134 141V140H133ZM131 142V141H129V142H131V143H129L128 141V144L127 145H129V148H130V144H132L133 145V148L132 149H136V148H138V146H140V143L142 142V141H138V144L139 145H135L136 146V148H135V146H134V142ZM148 141V140H147ZM147 141L145 142V141H143L144 143H143V145L140 147V148H142L143 149V147H144V150L142 151V153L143 154H145V155H142L141 156V154H140V150H136L135 151V153L132 151V153H134L135 154V157L136 158H143V156H144V158L143 159H141L142 161L143 160H145V161H140V158L138 159L139 160V162L141 163L142 162V164H140V166H141V168H142V170L144 171V173L147 175V177H148V182H151L152 183V185L154 186V192H155V195H153V196H155V209L154 210H156V212L157 211H159V212H161L160 214L162 215V218H165V217H167V218H171V217H173V218H177L176 220H177V225H176V223L175 224H173L172 226H174V225H176V226H174V228H176V231H174L175 229H171V222H170V226L168 225H166V224H168L166 221H163V223L164 222H166L165 224H162L163 226L165 225V227L167 226V231L169 230V228H170V230H172V232L173 233H175V234H173L174 236H170L169 235V237H172V238H169L168 240H169V242H170V245L173 247V245L171 244V240L173 239L174 241H180V242H182V240L181 239H183V237L184 236H189V238L188 237H184L185 238V242H186V240H187V242H188V240L191 238V240L188 242V243H190L191 245L190 246H188V244L186 245V246H188V248L191 250V248L190 247H192L193 248V246H194V244H193V239L194 240H198L197 242L199 243V245H200V242L203 244V242H204V240H210V241H207L205 244H206V247L205 248H203L205 251H204V253H207V256L208 257H210V255H216L215 257H218L217 259L215 258V257H213V258H215L216 259V261H212V260H214V259H212L211 260V258H209L212 262H210L209 260H208V257L207 256H204L202 253L203 252H197V254L198 255H195L196 254V252L194 251V249L193 250H189V249H187V247L185 246V248L188 250V252L190 251L194 256H196V257H200V255H201V257H200V259H201V261H199V262H197L196 260H200V259H197L196 257H191L190 255V253H186V251L184 252L183 250V252L182 251H180L178 248H175V247H173V248H169V250H172V249H174L175 248V250H177V251H175V250H173V251H175L174 252V254H172L173 253V251H169V252H166L165 254H164V256H170V255H173L172 256V258L170 259V264H176V260H177V258L178 259H180L179 261H181V263L180 264H192L193 262H194V264H195V262H196V264H223L224 262H222V258L224 259V260H227V258H229L230 257V260L232 259V255H229V252H230V249H228L227 251H225L224 249H225V247H229V248H235L236 247V245H238V248L237 249H242V251H243V253L241 254V255H243L244 257H246V258H249V260L248 259H246L247 261H246V264L248 263V262H251L250 261V259L251 260H254L253 262L254 263H252L251 262V264H264V243H261L260 241H257V239H254L253 240V238H251V240H249L248 239V237H247V239L248 240H244L243 238L241 239V240H238V241H236L237 240V238H238V236L236 235V237L237 238H235L234 239V235L233 234H231L230 232H228V233H230V235H232V236H234L233 237V239H234V241H232V242H234V244H235V242H238L235 246H233V244H231L232 242H230V241H228V239H227V237H228V233H226L225 232V230L224 229H222V230H224L223 232H225V234H227V236L225 237V239L224 238H221V236H222V233L220 232V231H217V230H213V229H211L209 226L208 227H206L207 225H209V224H211L212 223V221H211V219L209 220V221H211V223L209 222V221H207V222H205L206 221V219H203V221H202V219L201 218H199V220H198V218H196V217H194V218H192L193 216H191V219H194V221H187L188 219L186 218L187 216H185V215H188V214H184V213H182V210H181V214L179 213V211L178 210H180V209H178L179 207L177 206V204L175 203L176 202V200H174L175 198L174 197H172V196H174L173 194H171L170 195V193H169V191H171V190H169V189H171L170 187L168 188V189H165L167 186H172V185H175L176 184V182H174V183H172V185L170 184L169 185V182L168 181H166V178H165V176H163V179H162V175H164L163 173H162V171H160V167H163V164H162V162H160V164H162V166H159L160 164H159V157H158V155L160 154V156L162 155L161 153H159V151L161 152V149L159 150V148H157L158 146H159V144H158V146H156L155 147V145H157V142L155 141V140H152V144H148L147 143ZM153 141H154V143L156 142V144H153ZM186 142H187V140H185ZM208 141V140H207ZM210 141H213L212 139L210 140ZM209 141V142H210ZM149 142V141H148ZM197 142H199L200 143V141H197ZM202 142H204L203 140H201V143ZM18 143H21V145H23V146H17L18 145ZM195 143V142H194ZM222 144V142H220L219 141V144ZM224 143V142H223ZM35 144V143H34ZM135 144H137V142H135ZM188 145H190L189 144V142L187 143ZM202 144H205L206 145V143L204 142V143H202ZM212 144V143H211ZM217 144V143H216ZM218 144V145H219ZM221 144H220V146H219V149H220V147H221ZM2 145V144H1ZM188 145H187V147H188ZM2 146V147H3ZM191 146H194L193 145V143L191 144ZM191 146H189V151H190V147ZM197 146H198V144H197ZM201 146V145H200ZM200 146H198L200 149H201V147ZM206 147V146H205ZM216 147H217V145H216ZM7 148V149H6ZM32 148H34L33 150H32ZM36 148H38V147H36ZM157 148V149H156ZM193 148V147H192ZM226 148V147H225ZM132 149H129L130 151L132 150ZM203 149H205V148H203ZM202 149V150H203ZM216 149V148H215ZM3 150H5L6 152L7 151H9V153H6L7 155H3L2 153H4L5 154V152L3 151ZM157 150H159V151H157ZM192 150V149H191ZM195 150H196V148H195ZM223 150V149H222ZM35 151V152H34ZM194 151V150H193ZM219 151V150H218ZM209 152V151H208ZM139 153V154H138ZM204 153V152H203ZM220 153V152H219ZM206 154V153H205ZM216 155H215V157H218L217 156V153H215ZM221 154V153H220ZM224 154V153H223ZM138 155H140L139 157H138ZM219 155V154H218ZM164 155H162V157H163ZM212 156V155H211ZM224 156V155H223ZM204 157V156H203ZM220 157H222V154H221V156ZM43 158V157H42ZM199 158V157H198ZM164 159V158H163ZM200 159V158H199ZM206 159H207V156H206ZM223 159H225L224 157H223ZM1 160V159H0ZM40 160H42V159H39V161ZM217 159H215V161H216ZM5 161H4V163H5ZM161 161V160H160ZM200 161V160H199ZM204 161V160H203ZM219 161H221L220 159H219ZM224 161V160H223ZM222 161V162H223ZM0 163V169L2 168V166H4V165H6V164H8V163ZM189 162V161H188ZM206 162V161H205ZM212 162V161H211ZM217 162H218V160H217ZM216 162V163H217ZM226 162V161H225ZM224 162V163H225ZM44 163V162H43ZM219 163V162H218ZM217 163V164H218ZM224 163L222 164L223 166H224ZM10 164V163H9ZM201 164V163H200ZM208 164H210V162L208 163ZM217 164L215 165V166H217ZM260 164V163H259ZM187 164H185V166H186ZM189 165H190V162H189ZM194 165V164H193ZM207 165V164H206ZM212 165H214V164H212ZM219 165H221V163L219 164ZM218 165V167L216 168V169H218V168H220L221 169V167ZM225 165H226V163H225ZM166 166V165H165ZM195 166V169H194V171L196 170H201V171H204L203 170V166H202V168L201 167H199L198 166V169H196L197 167H196V165H194ZM201 166V165H200ZM209 166V165H208ZM207 166V167H208ZM43 167H42V169H43ZM193 167V166H192ZM205 167V166H204ZM207 167H205V168H207ZM209 167H213V166H211V164H210V166ZM208 167V169H207V171H209V170H211L210 172H209V174L212 172V171H214L213 169L214 168H209ZM261 167V166H260ZM264 167V166H263ZM47 168V167H46ZM165 168H167V167H165ZM191 168V167H190ZM262 168V167H261ZM45 169V168H44ZM219 169V170H220ZM222 169H223V167H222ZM221 169V170H222ZM229 169V168H228ZM163 170V169H162ZM190 169H188V172H190L189 171ZM198 170V171H199ZM220 170V171H221ZM224 170V172H222ZM221 172L219 171H217L218 173H219V175L222 173V178H223V173H225V171H226V173L225 174H230L228 171H227V169L225 170V169H223ZM234 170V169H233ZM20 171V172H19ZM164 171V170H163ZM167 172H168V170H166ZM193 171V170H192ZM193 171V172H194ZM195 171V173H197ZM200 171V172H201ZM205 171H206V169H205ZM201 172V174L199 173V175L200 176H196V177H198V178H200L201 176H203V174L204 175H206V172ZM0 172H1V170H0ZM43 172V173H42ZM192 172V173H193ZM215 172V171H214ZM216 172V173H217ZM233 172H235V171H233ZM42 173V174H41ZM161 173H162V175H161ZM191 173V172H190ZM191 173V174H192ZM232 173V172H231ZM236 173H238V172H236ZM168 174H170L171 175V173H168ZM167 174V175H168ZM184 174V172H182V175ZM186 174V173H185ZM180 175L179 177H181L182 176V178L184 177V176H186V175ZM191 174H189V175H191ZM194 174V173H193ZM207 174H208V172H207ZM212 174H214L213 172H212ZM209 175V176H211L210 178H206V176H205V178L206 179H204V180H200V181H203L202 183H204L205 185H207V186H210V187H212V188H216V187H213V186H217V184H220V183H218L217 182V178H218V176H216V177H214V175ZM224 174V175H225ZM21 175V174H20ZM188 175V174H187ZM188 175V176H189ZM196 175V174H195ZM194 175V176H195ZM198 175V174H197ZM215 175H217V174H215ZM21 176V177H22ZM169 176V175H168ZM188 176H187V178H188ZM208 176V175H207ZM208 176V177H209ZM212 176L215 178V179H213L212 178ZM237 176H238V174H237ZM49 177H50V175H49ZM146 177V178H147ZM190 177V176H189ZM193 177V176H192ZM227 177H229L228 175H227ZM234 177H235V175H234ZM25 178V177H24ZM52 178H53V176H52ZM164 178H165V182H167V184L168 185H165L166 183L165 182H162V183H165L164 185L166 186L165 188H164V190H159L158 189V185L160 184V182L161 181H164ZM169 178V177H168ZM170 178H171V176H170ZM173 178V177H172ZM197 178V179H198ZM224 178H226V176L224 177ZM238 179L237 180H239V176L237 177ZM50 179V178H49ZM174 179V178H173ZM172 179V180H173ZM184 179V178H183ZM190 179V178H189ZM193 179H196V178H194L193 177ZM192 179V180H193ZM196 179V180H197ZM217 179V180H216ZM235 179V178H234ZM234 179L232 180V181H234ZM64 180V179H63ZM195 180V181H196ZM199 180V179H198ZM222 180V179H221ZM229 180V179H228ZM49 181H52V179L51 180H49ZM173 181H175V179L173 180ZM200 181H198L199 183H200ZM242 180H241V178H240V186L239 185H237V186H239V187H237V189L238 188H240V187H242L241 185H242V183L243 182H241ZM220 182V181H219ZM235 182V181H234ZM53 182H51V184H52ZM159 183V184H158ZM235 183H237V182H235ZM178 184V183H177ZM176 184V185H177ZM204 184H202L203 185V187L204 188H206V186H204ZM49 185V186H48ZM54 185V184H53ZM223 185H226V183H224L223 184V182H222V185L221 186H223ZM54 186H56V185H54ZM160 186V185H159ZM161 186H162V184H161ZM199 186H201V183L199 184ZM219 187H220V185H218ZM217 186V187H218ZM232 185L230 184V185H228V186H226V188H224V186L222 187V190H223V188H224V190H223V193H221L222 195L220 196V191L219 190H221L220 188L219 189H213V194H214V199H216V200H218V202L220 201L221 202V200H222V202L220 203V205L223 203V202H225V199H224V197L226 198V197H228V196H226V195H230V189H232V187H234V186H232ZM174 187V186H173ZM228 187H231L230 189H228ZM160 188V187H159ZM162 188V187H161ZM175 188V187H174ZM177 188H179L178 187V185H177ZM177 188L176 189H174V190H177ZM201 188V187H200ZM243 188V187H242ZM242 188H240V190L242 189ZM21 189V188H20ZM60 189V188H59ZM58 189V190H59ZM208 188H206V190H207ZM211 189V188H210ZM225 189H226V191H227V189H228V191H229V193L228 192H226L225 191ZM18 190V189H17ZM22 190V189H21ZM62 190V189H61ZM179 190V189H178ZM209 190V189H208ZM207 190V191H208ZM216 190H218L219 192H217ZM24 191H25V189H24ZM60 191V190H59ZM173 191V190H172ZM171 191V193H173V192H175V191H173L172 192ZM210 191V190H209ZM214 191L216 192V196H217V193H218V195L220 196V197H216L215 196V193H214ZM235 190H232L231 192V194L233 195V197H232V195H231V197L229 198V200L230 199H232V198H234V199H232L233 201L235 200L236 201V205L237 204H239V202H237L239 199H235L236 198V194H235V192H234ZM244 191L246 192V189H244ZM20 192V191H19ZM64 192V191H63ZM178 192V191H177ZM227 194H226V193ZM233 192H234V194H233ZM245 192H243V193H245ZM252 192V191H251ZM25 193V192H24ZM62 193V192H61ZM181 193H182V190H181ZM238 193H240V191L238 192ZM57 194H56V196H57ZM60 194V193H59ZM58 194V195H59ZM241 194H242V191H241V193L239 194V197L241 196ZM247 194H249L248 192H247ZM246 193L245 194H243L240 198H241V200L243 201V199H242V197L243 198H245V196H247L248 197V199H244V201H247V202H244L245 203V206L247 205V203H248V205H250L249 203H252L251 201H252V199H251V197H249V195L251 194H249V195H247ZM252 194H253V192H252ZM255 194V193H254ZM183 195V194H182ZM225 195V196H224ZM61 195H59V197H60ZM222 196H224L223 197V199H222ZM258 196V195H257ZM28 197V198H29ZM76 197V196H75ZM65 198V197H64ZM228 198H226V201L228 200ZM216 200H214V201H216ZM224 200V201H223ZM232 200H230V201H232ZM248 200H251V201H248ZM75 201H76V199H75ZM74 201V202H75ZM78 201V200H77ZM229 201V203H231ZM232 201V202H233ZM241 201V202H242ZM257 201V200H256ZM256 201L254 200L253 202L254 203H252L253 205H251L250 206V208L248 207V209L250 210V209H252L251 207H253V206H255L254 204H258L259 203V200L257 201V203H256ZM27 202V201H26ZM80 202V201H79ZM78 202V203H79ZM262 202V201H261ZM76 203V202H75ZM216 203H217V201L216 202H214V204H215V208H216V211L218 210V206H220L218 203H217V205H216ZM80 204V203H79ZM262 204H263V202H262ZM225 205H226V203H225ZM240 205V204H239ZM239 205H237V207L235 206V203H234V205L233 206H235V208L237 209V208H239L238 209V211H240V209L242 208H240V207H238ZM247 205V206H248ZM187 206V205H186ZM223 208H224V204H222L221 205ZM226 206H228V207H225V208H227V209H229V210H232V208H233V206H232V203L230 204V206H232V208L229 206V204H227ZM245 206H244V208H245ZM68 207V208H67ZM81 207V206H80ZM178 207V208H177ZM222 207H219L220 209H221V211H223V216L225 215V218L224 217H220V221H222L223 219L225 220L226 218L228 219L229 218V221L231 220V221H233V219H238V220H234L235 222L237 221V223H235L234 221H233V223H235L236 225L238 224L239 225V223H240V221L239 220H241V221H245L246 219H247V216L246 215H243V214H245L244 213V211H243V214H242V211H240V213L242 214H240L241 216H242V218L240 217V215H239V212L237 213V211H236V213H235V211L234 210H232L233 212H232V214L230 213V215H232V217H230V215L228 216L227 214H225V213H227V210L225 209V210H223V208ZM256 207V206H255ZM188 208V207H187ZM231 208V209H230ZM254 208V207H253ZM29 209H30V207H29ZM31 209V210H32ZM178 209V210H177ZM189 209V208H188ZM220 209L218 210V212L220 213H218L219 215H221L222 214V212L220 211ZM234 209V208H233ZM246 209H247V207H246ZM254 209H256V208H254ZM228 210V211H229ZM242 210V209H241ZM244 210V209H243ZM252 211V210H251ZM255 211V210H254ZM254 211H252V212H254ZM59 212H60V214H59ZM71 212V211H70ZM191 212V211H190ZM225 212V213H224ZM246 212V211H245ZM247 212H248V210H247ZM252 212H251V214H252ZM235 213V214H234ZM254 213H256V212H254ZM157 214H159V213H157ZM159 214V215H160ZM184 214V215H183ZM191 214V213H190ZM189 214V215H190ZM234 214V215H233ZM249 214V213H248ZM60 215V216H59ZM189 215H188V217H189ZM226 215H227V217H226ZM239 215V216H238ZM254 215V214H253ZM252 215V216H253ZM256 215V214H255ZM254 215V216H255ZM70 216H72L71 214H70ZM185 216V217H184ZM234 216V217H233ZM235 216H236V218H235ZM244 216H245V218H244ZM251 216V215H250ZM250 216H248V217H250ZM251 216V217H252ZM253 216V218L252 219H248V220H246V222L248 221V223L249 222H251L249 225H248V223H247V226L248 227H246V222L243 224V222H241L242 223V227L244 226V227H246V229H250V226H251V228L252 229H254V227H255V229L257 230L258 228H257V226L259 227V226H261V225H264V222H262V224L260 223V222H258V220H259V218L257 217V216H255L254 217ZM157 218V217H156ZM161 218V219H162ZM166 218V219H167ZM195 218H196V220H195ZM240 218V219H239ZM258 218V220H256V219ZM201 219V220H200ZM227 219H226V221H227ZM257 221V223L254 221ZM5 220H10L8 223H6V221ZM162 220H165V219H162ZM205 220V221H204ZM14 221H17V222H14ZM171 221H172V219H171ZM225 221V223H227ZM238 221H239V223H238ZM253 221V222H252ZM263 221V220H262ZM14 222V223H13ZM93 222V221H92ZM209 222V223H208ZM223 222V221H222ZM255 222V224H252V223H254ZM206 223V224H205ZM208 223V224H207ZM225 223H223V224H225ZM260 225H259V224ZM227 224H232L231 222L229 223H227ZM234 224V225H235ZM258 224V225H257ZM206 225V226H205ZM233 225V224H232ZM231 225V226H232ZM235 225V226H236ZM255 225V226H254ZM43 226H47V232H49L50 234H49V236H50V238H51V242H50V244L49 245H51V246H49L48 245V243L46 244V245H44V246H38V248H34V249H32V251L30 252H28V254L29 253H31L30 255H28V256H23L21 253H20V251L24 248L25 250L27 249V245L28 244H30V242L33 240V239H35V238H38V234H39V231H40V228L41 227H43ZM222 226V225H221ZM224 226H226V225H224ZM234 226V227H235ZM252 226H254V227H252ZM164 227V228H165ZM169 227V228H168ZM238 227H240V226H238ZM262 227V229L264 228V226H261ZM214 228V227H213ZM222 228V227H221ZM235 228H237V226L235 227ZM21 229V230H20ZM22 229H24V230H22ZM232 229V228H231ZM234 229V228H233ZM244 229V228H243ZM245 229V230H246ZM169 230V231H170ZM220 230V229H219ZM237 230V229H236ZM236 230H234V231H236ZM241 230H242V228H241ZM258 230H260V229H258ZM18 231H22V238H24L22 241H21V239L20 240H18V244H17V242L15 243H13V241L11 242V240H12V238H14V237H16L15 235H17V234H15L14 235V233L15 232H17L18 233ZM60 231V230H59ZM62 231V230H61ZM238 231V230H237ZM243 231V230H242ZM164 232H165V229H164ZM239 232V231H238ZM241 232V231H240ZM244 232V231H243ZM19 233H21V232H19ZM18 233V234H19ZM166 233V232H165ZM48 235V234H47ZM44 236V235H43ZM19 237H20V234H19ZM56 237V238H55ZM132 237V236H131ZM131 237H129V238H131ZM241 237V236H240ZM239 237V238H240ZM17 238V237H16ZM230 238H232V237H230ZM244 238H245V236H244ZM43 239V238H42ZM49 239V238H48ZM47 239V240H48ZM55 239H57L58 241H55ZM85 239V238H84ZM88 239V238H87ZM128 239V238H127ZM133 239V238H132ZM246 239V238H245ZM44 240V239H43ZM64 240L65 239H63V242H64ZM86 240V239H85ZM184 240V239H183ZM230 240H232V239H230ZM253 240V241H252ZM257 242H256V241ZM19 241H20V243H19ZM33 241H35V240H33ZM87 241V240H86ZM133 241V240H132ZM137 241V240H136ZM174 241H172V243H175ZM191 241H192V243H191ZM203 241V242H202ZM46 242H48V241H46ZM46 242H44V243H46ZM55 242H57V244H55ZM84 242V241H83ZM90 242V241H89ZM184 242V241H183ZM59 243V244H58ZM65 243V242H64ZM78 243V242H77ZM177 243V242H176ZM20 244H22V245H24V246H19ZM42 244V243H41ZM69 244V243H68ZM68 244H67V247H68ZM86 244V243H85ZM184 244V243H183ZM192 244H193V246H192ZM201 244V245H202ZM37 245V244H36ZM47 245L49 246V247H47ZM177 245H179V244H177ZM185 245V244H184ZM204 245V244H203ZM244 245V246H243ZM46 246V247H45ZM174 246H176V244H174ZM181 246V245H180ZM205 246V245H204ZM35 247H37V246H35ZM75 247H76V245H75ZM97 247V248H96ZM99 247V248H98ZM138 247V246H137ZM184 247V246H183ZM246 247H247V249H246ZM31 248V247H30ZM29 248V249H30ZM33 248V247H32ZM72 248V247H71ZM108 248H110V247H108ZM200 248H202L201 246H200ZM243 248H245V249H243ZM23 249V250H24ZM135 249V248H134ZM181 249V248H180ZM182 249H184V248H182ZM199 249V248H198ZM126 250V249H125ZM185 250V249H184ZM196 250V249H195ZM201 251H202V249H200ZM200 250H198V251H200ZM232 250V249H231ZM245 250H248V251H245ZM26 251H28V250H26ZM180 251V252H179ZM232 252V251H231ZM144 253V252H143ZM227 253H228V255H229V257L227 256ZM234 253V252H233ZM142 254V253H141ZM162 254V253H161ZM176 254V255H175ZM190 254V255H189ZM163 255V254H162ZM177 255H179V256H177ZM189 257H188V256ZM206 255V254H205ZM253 256V259H252V256ZM143 257H144V255H142ZM141 256V257H142ZM224 256H227V258L226 257H224ZM138 257V258H139ZM160 257V256H159ZM158 257V258H159ZM163 257V256H162ZM161 258V257H160ZM226 258V259H225ZM153 259V258H152ZM245 259V258H244ZM160 260V259H159ZM162 260V259H161ZM164 260V259H163ZM223 260V261H224ZM234 260V259H233ZM233 260H231V262H228V264L229 263H233ZM140 261V260H139ZM155 261V260H154ZM142 262H143V260H142ZM150 262V261H149ZM156 262V261H155ZM186 262H190V263H186ZM216 262V263H215ZM226 262V261H225ZM141 263V262H140ZM152 263V262H151ZM150 263V264H151ZM177 263H178V261H177ZM146 264V263H145ZM179 264V263H178ZM225 264H227V263H225ZM233 264H236V263H233ZM250 264V263H249Z\"/></svg>","mask_w":264,"mask_h":264}]
</instances>
